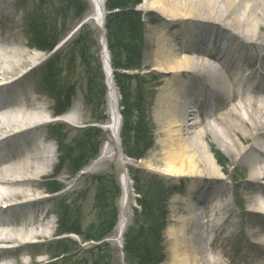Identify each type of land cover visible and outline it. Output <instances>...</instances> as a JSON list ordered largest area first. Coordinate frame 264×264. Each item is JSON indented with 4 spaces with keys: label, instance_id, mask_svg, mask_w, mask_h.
Listing matches in <instances>:
<instances>
[{
    "label": "bare ground",
    "instance_id": "6f19581e",
    "mask_svg": "<svg viewBox=\"0 0 264 264\" xmlns=\"http://www.w3.org/2000/svg\"><path fill=\"white\" fill-rule=\"evenodd\" d=\"M87 3L83 19L96 29L100 42L105 0ZM32 8L26 0H0V138H4L0 140V159L10 158L2 161L9 166L0 172V264H26L21 258L25 253L31 263L42 262L35 258L40 252L33 243L48 239L51 230L45 223L50 210L44 208L47 199L41 198L44 194L39 183L49 170L46 154L52 146L46 142L52 139L64 146L69 137L64 124L50 125L43 120L54 110L42 95L50 98L47 90L32 80L40 57L32 50L23 23ZM138 9L165 19L164 31L154 39L151 61L152 71L167 75L155 107L165 153L162 161L148 165L147 171L188 181L185 192L189 203L184 208L188 218L171 232L176 249L183 248L175 254V264H264V225L259 224L249 233L255 242L248 243L244 236L228 263L216 258L223 255L218 241L236 228L231 219L234 214H228L227 205L218 200L223 194L222 181H218L223 171L200 142L204 139L214 144L215 153L234 156L230 162L234 169L242 166L249 171L250 213L258 216L256 223H260L264 219V150L257 159L249 154L256 151L254 145L264 143V0H143ZM101 60L107 77L106 136L85 173L108 163L119 170V214L111 238L116 246L131 218L130 162L120 153L117 93L107 75L106 58ZM245 62L251 65L243 71ZM57 70L52 68L48 74H57ZM79 115L84 119L81 111ZM44 129L47 132L42 135ZM236 174L234 170L231 176ZM192 200L201 211L194 208ZM43 214L38 221L37 215ZM205 252H212L213 258ZM224 254L230 255L227 250ZM245 255L248 258L243 262Z\"/></svg>",
    "mask_w": 264,
    "mask_h": 264
},
{
    "label": "rangeland",
    "instance_id": "374dc122",
    "mask_svg": "<svg viewBox=\"0 0 264 264\" xmlns=\"http://www.w3.org/2000/svg\"><path fill=\"white\" fill-rule=\"evenodd\" d=\"M26 1L33 7L25 16V27L29 26L31 30V32L29 31V37L34 38L36 34L35 30L39 28L36 26L41 25V34L42 37H44V40L40 46H48L53 37L55 42H57L55 51L52 52V54L48 55L46 51L39 52L38 55L40 57V61L36 63L38 64L37 70L32 80H36V86L40 87V89L45 88L46 82H43L42 79L46 69L42 70V66L45 65L46 60L47 62L50 60L51 66H56V69L58 70L57 74L50 75L48 78V85L50 86L51 84L52 87L50 88L54 91L61 90L62 92L70 90L67 98H71L72 107L73 105H76L75 125L78 128L66 126V128L69 130V138L65 141L66 144H69L70 146L74 145L75 150L74 152L71 151V154H68L65 149H63V151L59 150L57 153L58 158L56 157V163L59 164V158L61 157L63 161L65 159L66 161H71L72 163L76 164L80 162L82 163L84 161V163L89 165L95 159L94 156L93 160L91 159L88 161V158L91 157L88 155L92 151L95 141L97 145L99 142V145L97 146L98 152L99 146L102 142H104L106 136V134L100 129V131L98 130L97 134L95 130L98 128L93 127L95 126V123L99 121V118H106L103 113L106 105L105 108L104 105L101 106L103 100V103L105 102L106 104V95L102 99L103 88L98 68V60L100 59L98 32L88 25L76 28L88 11V4L86 0ZM127 13L129 12H126V14ZM139 14L144 28V42L141 59L143 76L135 78L130 87H139V93L143 100H145L144 105L146 106L148 104V106L145 107L147 109L146 120L148 121V130L151 133L150 136L152 139V144L144 157L141 158L140 161H137L136 164L137 168L139 169L138 171L146 173L148 176L159 177V179H161L164 183L165 187L174 189V193L169 196L167 202L168 224L163 232V248L165 259L162 264H175V254H180L183 251V248L176 249V244L171 237V232L181 228L183 221L188 218V213L184 210L185 206L189 203L188 195L185 192L188 181L185 179H165L159 175L146 171L148 165L154 166L157 163H160L165 153V147L163 145L164 137L159 134L157 126L158 124L155 117V107L157 100L163 90V77H166L167 75L152 71L151 62L153 60L152 55L155 53L153 42L154 39L161 35V32L164 31L163 23H165V19H161L152 12L143 13L140 11ZM203 15L204 14H202V17H205ZM66 40L68 41L66 42ZM52 55H56L55 58L52 57ZM263 55L264 53L261 54L262 57ZM250 61L251 58L248 62ZM249 65L251 64L245 62V64L242 66L243 71H246V67ZM169 80L172 81L171 79ZM116 93L118 97V103H120L118 92L116 91ZM45 94L42 95L44 98H46V103L49 106H53L54 101L51 98H47L48 96L46 97ZM150 103L151 111L149 107ZM118 110L120 111V105H118ZM79 111L84 114V119H81ZM45 130L46 129L42 131V135L45 134ZM1 134L3 133H0V135ZM98 135L100 136V139L96 138ZM50 141L54 146L53 140L50 139ZM200 142H202L204 150H207L210 157L214 159L218 168L222 169L223 171V175L220 174V177L223 179L218 177V181H222V185H220V187L223 188V194L218 198V200L227 205L228 214H234V218L231 219L233 221V229H236L232 234L218 241V243L221 245L223 255L216 256V258H218L221 262L228 263L227 259L232 258L231 255H234L236 246L240 243H243L244 236L249 238L248 243L256 241V239L249 237V233H251L252 230L256 228L257 224L260 226L264 225V219H262L260 223H256L258 216L250 213L252 208H250L251 206L249 203L251 201L252 194L249 193L251 184L247 182L249 180V171H247V169L242 166H239L241 171L240 169H234L235 166L231 164L232 160L235 159L234 156L229 158L222 151H217L215 153L212 150L215 148L214 144L207 143V141L204 139H201ZM256 145H258L259 148L264 149L263 140ZM125 150L128 152H134L136 151V148L131 143H127ZM114 167V164L108 163L99 167V170H94L93 173H85L84 175H74V173H72L71 176H69L67 174V167L60 166V171L58 170L59 173H57V170H55L57 168L56 166L55 169L53 167L49 172H46V175L44 176L46 181L52 177H55L54 179L48 180V183L45 181V183L42 184L41 180L44 177H41V180L39 181L41 192H43L41 194L46 192L47 185L50 183H61L64 185H61L64 189L55 195H42L50 197L47 199L48 203H46L45 207L50 210V213L53 209L52 219L54 220V226L52 235L49 236L48 239L39 240L40 243H42L38 246V250L40 252L39 254H41L39 259L42 260V262L39 264H54L61 261L63 262L62 264H100V259L103 258H109L110 264L115 263V259L118 257V254L115 249V245L110 242L101 243L103 241L102 240L100 242L83 245L78 238L72 236L71 241L68 240L66 242L56 244L58 225L60 226V222L62 220H67V226L75 229L78 228L83 235H87L85 231L89 227H92V231L88 235H94L96 232L95 230H104L107 228L111 219V196L112 194H115L113 190L117 189V186L119 187V170H116ZM234 170H236L239 174H236L234 177H232L231 173ZM101 176L107 177L106 181L112 191H109L111 192L110 194L106 193V196H104L103 200L100 202L96 197V195H99V193L95 182L98 177ZM63 195H65V199L58 202L59 197L61 198ZM132 204L133 201L130 200V207ZM59 205L60 208L58 211L57 207ZM193 205L196 208L199 207L196 206V204ZM227 213L225 214V217L227 216ZM230 229L232 228L230 227ZM113 234L114 233L112 232L110 236H107L106 239L112 237ZM211 238L212 237L208 238L207 242ZM202 244L205 245L203 242ZM98 245H101L100 250L96 248ZM105 249H109L108 253H104ZM250 249H252V246ZM225 250H227L230 255H225ZM62 252H65V255L59 260H54V258ZM211 253H206L208 254L209 259L213 258ZM234 257L236 258L238 256L235 255ZM247 258V255H245L243 257V262H246ZM24 259H27V257H24ZM26 261V264H37L31 263L30 259Z\"/></svg>",
    "mask_w": 264,
    "mask_h": 264
},
{
    "label": "trees",
    "instance_id": "16d2710c",
    "mask_svg": "<svg viewBox=\"0 0 264 264\" xmlns=\"http://www.w3.org/2000/svg\"><path fill=\"white\" fill-rule=\"evenodd\" d=\"M140 2L141 0H107L106 9L107 11L115 9L120 11L130 10ZM105 30L111 67L117 72L114 80L122 97L124 109L122 115L126 132L122 137V142L125 146L127 143L135 146L138 151L126 154L137 160L144 156L152 144L149 131L146 129L144 100L139 93V87H130L134 79L118 72L140 71L143 47L142 23L140 18L134 15H109L106 17ZM35 36V43L40 49H52L55 42L48 47L40 46L44 37L41 33H36ZM134 183L135 189L141 197L139 200L141 212L136 213V221L125 235L124 261L126 264H158L163 258L160 239L162 229L166 225L167 200L171 191L165 189L164 185L154 178L134 176ZM100 187L103 196L104 191L109 188L106 179H101ZM111 211L112 219L108 228L95 230L94 235H88L92 231V227L89 228L85 240H99L110 232L114 226L116 216V213L113 210ZM66 224L67 222L62 226V233L79 234L77 229L65 227ZM102 264H110V259L102 262Z\"/></svg>",
    "mask_w": 264,
    "mask_h": 264
},
{
    "label": "water",
    "instance_id": "95a60500",
    "mask_svg": "<svg viewBox=\"0 0 264 264\" xmlns=\"http://www.w3.org/2000/svg\"><path fill=\"white\" fill-rule=\"evenodd\" d=\"M103 43H104V41H103ZM105 56H106V60H107V66H108V62H109V59H108V55H106V54H104Z\"/></svg>",
    "mask_w": 264,
    "mask_h": 264
}]
</instances>
